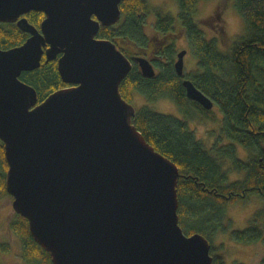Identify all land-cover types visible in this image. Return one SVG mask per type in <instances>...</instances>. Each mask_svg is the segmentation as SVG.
<instances>
[{"label":"water","instance_id":"95a60500","mask_svg":"<svg viewBox=\"0 0 264 264\" xmlns=\"http://www.w3.org/2000/svg\"><path fill=\"white\" fill-rule=\"evenodd\" d=\"M122 0H0V22L29 36L0 48V141L5 189L52 264H212L211 243L178 222L177 165L157 152L132 123L133 105L119 84L132 61L98 37L119 21ZM44 17L39 28L24 14ZM174 67L184 73V54ZM57 59L67 86L38 102L24 71ZM140 72L152 62L135 56ZM188 99L213 101L182 81Z\"/></svg>","mask_w":264,"mask_h":264},{"label":"trees","instance_id":"16d2710c","mask_svg":"<svg viewBox=\"0 0 264 264\" xmlns=\"http://www.w3.org/2000/svg\"><path fill=\"white\" fill-rule=\"evenodd\" d=\"M176 2L175 17L159 8L151 10L147 0H122L119 21L101 26L97 36L114 41L131 59V69L120 82L119 92L129 103L135 93L144 98V103L135 109L132 123L157 152L178 167L179 225L185 234L199 232L211 243L213 234L223 226L226 205L247 199L251 194L264 198V0H234L244 19L245 34L230 40L223 22H219L215 30L226 51L218 48L216 37L206 39L197 26V21L203 23L202 19L195 18L199 0ZM149 12L155 17L151 22L153 34L144 31ZM42 18L43 13L35 11H30L27 17L36 26ZM183 35L197 68L179 75L174 67L178 52L175 54L174 41ZM26 36L15 23L0 22V48L20 45ZM130 44L139 53L133 54L123 47ZM137 54L152 62L154 76L146 77L140 72L134 59ZM183 78L190 79L221 113L215 142L209 148L196 137L189 120L199 113L214 121V111L187 98ZM20 79L36 89L38 102L67 86L57 70V59H42L38 68L22 72ZM163 99L174 103L183 119L150 107ZM238 148L244 151L243 156L239 155ZM6 171L0 141V197L8 194ZM242 171V178L229 180V174ZM8 227L19 236L27 264H52L50 254L33 239L26 218L15 213ZM263 236L264 207L252 215L245 229L232 233L234 240L243 243L258 241ZM0 248L8 249L4 244ZM210 255L212 264H222V259L213 254L212 244ZM259 264H264V257Z\"/></svg>","mask_w":264,"mask_h":264},{"label":"rangeland","instance_id":"374dc122","mask_svg":"<svg viewBox=\"0 0 264 264\" xmlns=\"http://www.w3.org/2000/svg\"><path fill=\"white\" fill-rule=\"evenodd\" d=\"M147 2L151 10L159 8L163 13H171L173 16H177L178 7L176 0H147ZM154 18L153 12H149L146 16L144 31L148 34H153L154 29L151 22L154 21ZM195 18L202 19L203 23L197 21V26L203 31L206 39L210 40L216 37L218 48L222 51H226L227 47L215 30L219 22H223L230 40H237L245 34L244 19L238 12L234 0H199ZM115 41L118 40L116 39ZM123 47L133 54L139 53V49L134 45L130 44ZM174 49L175 54L182 49L186 50L183 58L184 72L195 71L197 61L189 50L185 35L176 38ZM131 103L137 110L144 103V98L135 93ZM150 107L155 111L181 117L182 119L184 116L175 104L167 99L158 100L150 104ZM212 110L215 115L214 121L205 118L199 113L189 120V125L194 130L196 137L208 148L215 142L221 120V113L218 107L214 105ZM238 151L240 156L244 155V151L241 148H238ZM243 175V171L241 173L234 172L229 174L228 178L232 181L242 178ZM11 202L12 197L9 194L0 197V245L4 244L8 247V249L0 248V264H27L23 258V244L19 236L10 231L8 227L9 221L14 218L16 213L11 206ZM262 207H264V198L257 194H251L247 199H240L224 207L223 226L213 234L211 240L212 252L219 259H222V264H259L264 257V236L260 240L251 243L237 242L232 238L233 231L245 229L252 215Z\"/></svg>","mask_w":264,"mask_h":264},{"label":"flooded vegetation","instance_id":"af4514ba","mask_svg":"<svg viewBox=\"0 0 264 264\" xmlns=\"http://www.w3.org/2000/svg\"><path fill=\"white\" fill-rule=\"evenodd\" d=\"M29 13H30V12L24 14L23 16H25V17L27 18L28 15H29ZM43 17H44V15H43ZM42 19H43V18H42ZM42 19H41V20H42ZM41 20H40V22H41ZM40 22H39V24H40ZM10 23H15V22H10ZM15 24H16V23H15ZM31 24H32V23H31ZM39 24H38L37 26L34 25V24H33V25L36 26L37 28H39ZM25 33H26V32H25ZM26 34H27V36H26V38H27V37L29 36V34H28V33H26ZM134 56H139V55H134ZM44 58H45V56L43 55V56H42V59H44ZM42 59H41V61H42Z\"/></svg>","mask_w":264,"mask_h":264},{"label":"clouds","instance_id":"9594fccd","mask_svg":"<svg viewBox=\"0 0 264 264\" xmlns=\"http://www.w3.org/2000/svg\"><path fill=\"white\" fill-rule=\"evenodd\" d=\"M177 56V55H176ZM177 58V57H176ZM156 72V71H155ZM213 106H214V104H213Z\"/></svg>","mask_w":264,"mask_h":264},{"label":"bare ground","instance_id":"6f19581e","mask_svg":"<svg viewBox=\"0 0 264 264\" xmlns=\"http://www.w3.org/2000/svg\"><path fill=\"white\" fill-rule=\"evenodd\" d=\"M183 79H185V78H183ZM183 81V80H182Z\"/></svg>","mask_w":264,"mask_h":264}]
</instances>
